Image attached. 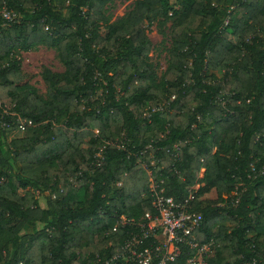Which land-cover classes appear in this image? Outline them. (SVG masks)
<instances>
[{
    "label": "trees",
    "instance_id": "16d2710c",
    "mask_svg": "<svg viewBox=\"0 0 264 264\" xmlns=\"http://www.w3.org/2000/svg\"><path fill=\"white\" fill-rule=\"evenodd\" d=\"M114 1L0 0V264H107L154 211L146 167L193 194L209 264H264V0ZM172 19L157 79L146 27ZM39 46L47 99L17 57Z\"/></svg>",
    "mask_w": 264,
    "mask_h": 264
},
{
    "label": "built area",
    "instance_id": "2783aa9c",
    "mask_svg": "<svg viewBox=\"0 0 264 264\" xmlns=\"http://www.w3.org/2000/svg\"><path fill=\"white\" fill-rule=\"evenodd\" d=\"M2 15L7 22L17 19L14 13L6 9ZM162 111L164 108L159 107L152 113ZM175 151L179 152L180 148L175 146ZM102 152L99 154L100 159L103 158ZM151 166H157L153 157ZM146 168L150 176L149 188L154 211L147 212L141 223L125 217L117 222L115 231L128 228L127 238L107 264H209L215 244L211 241L201 245L198 240L197 231L202 227L203 217L191 211L193 194L190 193L183 202L166 197L163 188L166 181L156 179L153 169ZM186 256L181 263V259Z\"/></svg>",
    "mask_w": 264,
    "mask_h": 264
},
{
    "label": "rangeland",
    "instance_id": "374dc122",
    "mask_svg": "<svg viewBox=\"0 0 264 264\" xmlns=\"http://www.w3.org/2000/svg\"><path fill=\"white\" fill-rule=\"evenodd\" d=\"M134 2L135 0H115L107 6V15L112 21H116L132 10ZM170 3L178 9L177 0H170ZM173 22V19L169 20L164 28L160 27L158 23H155L151 27H146V35L152 44L149 62L155 67L157 79H161L169 64V49L171 48L170 32ZM162 30L166 36L162 34ZM17 57L21 61V71L27 76L28 84L36 89L39 96L47 99L48 88L43 78V71L48 69L53 73L59 74L64 72V67L58 58L57 52L54 49L39 46L29 52L21 51ZM216 73L221 77V71ZM207 198L215 199V191L208 195Z\"/></svg>",
    "mask_w": 264,
    "mask_h": 264
}]
</instances>
